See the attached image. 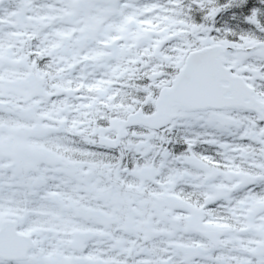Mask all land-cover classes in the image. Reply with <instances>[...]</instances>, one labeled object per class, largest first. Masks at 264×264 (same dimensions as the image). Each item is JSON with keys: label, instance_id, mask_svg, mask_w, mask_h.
Listing matches in <instances>:
<instances>
[{"label": "snow or ice", "instance_id": "6c2138e0", "mask_svg": "<svg viewBox=\"0 0 264 264\" xmlns=\"http://www.w3.org/2000/svg\"><path fill=\"white\" fill-rule=\"evenodd\" d=\"M0 264H264V0H0Z\"/></svg>", "mask_w": 264, "mask_h": 264}]
</instances>
